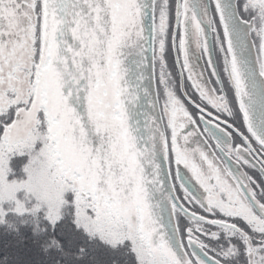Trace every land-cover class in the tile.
I'll return each mask as SVG.
<instances>
[{
	"label": "snow or ice",
	"instance_id": "snow-or-ice-1",
	"mask_svg": "<svg viewBox=\"0 0 264 264\" xmlns=\"http://www.w3.org/2000/svg\"><path fill=\"white\" fill-rule=\"evenodd\" d=\"M0 264H264V0H0Z\"/></svg>",
	"mask_w": 264,
	"mask_h": 264
}]
</instances>
